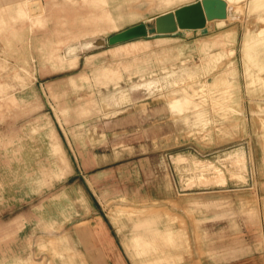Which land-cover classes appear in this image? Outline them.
<instances>
[{"label": "rangeland", "instance_id": "1", "mask_svg": "<svg viewBox=\"0 0 264 264\" xmlns=\"http://www.w3.org/2000/svg\"><path fill=\"white\" fill-rule=\"evenodd\" d=\"M195 1L0 0V264L264 262V0L109 43Z\"/></svg>", "mask_w": 264, "mask_h": 264}, {"label": "water", "instance_id": "2", "mask_svg": "<svg viewBox=\"0 0 264 264\" xmlns=\"http://www.w3.org/2000/svg\"><path fill=\"white\" fill-rule=\"evenodd\" d=\"M226 0H198L157 15L149 21L127 27L109 38L110 44H116L140 37L157 34L175 33L179 29L204 28L213 19L227 17Z\"/></svg>", "mask_w": 264, "mask_h": 264}, {"label": "crops", "instance_id": "3", "mask_svg": "<svg viewBox=\"0 0 264 264\" xmlns=\"http://www.w3.org/2000/svg\"><path fill=\"white\" fill-rule=\"evenodd\" d=\"M110 255L111 254L109 253L108 256L111 257ZM112 256H113L114 259L115 258L117 259L116 262L114 261V264H123V262L120 261V256H119V254L116 251H114ZM182 264H212V262L211 261H205L204 258L201 259V258H198V257L194 256V258H189L188 260L184 261ZM218 264H264V262H262L259 259V257H248L245 260L240 259V258H236V259H231V260L224 261V262H221V263H218Z\"/></svg>", "mask_w": 264, "mask_h": 264}, {"label": "bare ground", "instance_id": "4", "mask_svg": "<svg viewBox=\"0 0 264 264\" xmlns=\"http://www.w3.org/2000/svg\"><path fill=\"white\" fill-rule=\"evenodd\" d=\"M234 154V153H233ZM229 155V154H228ZM233 156V155H232ZM229 158H230V156H229ZM237 158V157H236ZM235 161V160H234ZM238 162H239V160H238ZM232 164H233V161H232ZM236 164V163H235ZM234 164V165H235ZM238 165H239V163H237ZM229 165V164H228ZM231 165V164H230ZM240 176V175H239Z\"/></svg>", "mask_w": 264, "mask_h": 264}]
</instances>
